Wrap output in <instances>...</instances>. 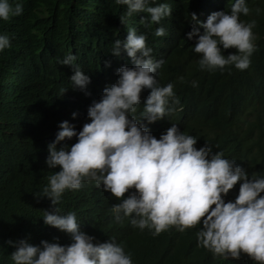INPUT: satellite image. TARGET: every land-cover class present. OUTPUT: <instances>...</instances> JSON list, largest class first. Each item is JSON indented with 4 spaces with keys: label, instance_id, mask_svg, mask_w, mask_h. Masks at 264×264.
Masks as SVG:
<instances>
[{
    "label": "trees",
    "instance_id": "trees-1",
    "mask_svg": "<svg viewBox=\"0 0 264 264\" xmlns=\"http://www.w3.org/2000/svg\"><path fill=\"white\" fill-rule=\"evenodd\" d=\"M162 2L170 5L171 14L160 22L167 30L161 37L153 35L160 25L139 23L146 13L126 17V25L122 24L119 16L125 15L126 6L115 0H22L21 15L0 20V33L10 37V47L0 51V264H13L14 249L5 243L9 239H26L33 245L41 240L71 243L69 234L43 222V211L51 212L54 206L47 197L36 195L48 176L59 170L45 163L47 144L60 121L68 120L77 131L89 122L87 107L115 82V69L131 66L126 55L110 53L112 42L124 39L128 27L146 35L152 57L162 61L158 82L161 86L171 82L179 98L165 118L152 123L140 118L139 123L156 138L177 124L184 134L197 138L195 147L212 145L213 152L221 151L249 175H264V0H246L250 12L239 17L245 23L256 22L249 67L241 71L228 65L222 72L198 67L200 54L192 51L195 37L189 40L185 34L198 27L190 13L204 21L213 11H229L233 0H150ZM235 51L229 48L223 54ZM69 52L90 77L89 95L73 89L71 68L57 63ZM61 88L67 90L62 94ZM149 91L140 94L134 114L138 119ZM75 141L73 137L61 143ZM238 187L239 182L224 197L226 201L235 198ZM115 203L119 199L110 192L85 183L79 190H66L58 207L60 214L74 212L80 229L94 236L95 242L114 238L130 253L133 264H257L247 254L223 259L198 247L199 224L184 232L169 227L153 236L147 228L133 227L129 217L115 221L111 212Z\"/></svg>",
    "mask_w": 264,
    "mask_h": 264
},
{
    "label": "clouds",
    "instance_id": "clouds-1",
    "mask_svg": "<svg viewBox=\"0 0 264 264\" xmlns=\"http://www.w3.org/2000/svg\"><path fill=\"white\" fill-rule=\"evenodd\" d=\"M115 3L126 6L125 15L119 16L124 25L126 17L134 14H147L139 19L145 26L160 25L171 14L166 2ZM255 11L259 14L260 9ZM22 12V0H0V20L8 21ZM249 12L246 0H233L229 11H213L204 21L190 13L191 22L198 27L193 26L185 35L189 40L195 37L192 51L200 54L201 70L222 72L232 65L242 71L249 67L255 50L252 29L256 22L239 19ZM153 35L166 36L167 30L157 26ZM9 47V35L0 33V51ZM229 48L236 51L224 55L223 50ZM152 51L146 35L128 27L124 39L112 42L110 53L114 57L126 55L131 66L115 69V82L106 85L99 99L87 107L89 122L79 131L68 120L59 122L54 139L47 144L45 159L49 168L59 166V170L48 176L47 184L36 195L47 197L54 206L51 212L43 211V222L69 234L71 243L41 240L33 245L26 239H9L5 243L14 249L10 253L13 264H133L130 253L114 238L95 242L94 236L80 229L74 212L60 214L62 194L79 190L85 183L102 187L119 199L111 208L115 221L129 217L133 227L141 231L147 228L153 236L169 227L184 232L199 224L197 246L214 257L239 259L243 253L264 264V175H249L221 151L213 152L212 145L195 147L197 138L184 134L177 124H171L156 138L139 123L140 118L149 123L165 118L179 103L174 85L169 82L161 86L158 82L162 61L154 59ZM57 63L71 68V87L89 95L90 77L76 63V56L69 52ZM110 63L105 61V66ZM191 83L197 86L196 81ZM66 90L61 88L60 92ZM144 90L150 91L138 119L134 114ZM71 115L75 118L77 113ZM73 137L75 143H61ZM238 182L237 195L226 201L224 197Z\"/></svg>",
    "mask_w": 264,
    "mask_h": 264
}]
</instances>
